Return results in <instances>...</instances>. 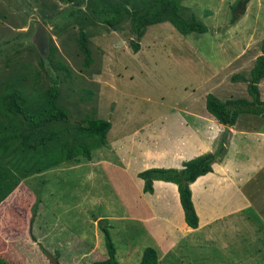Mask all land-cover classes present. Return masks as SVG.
Here are the masks:
<instances>
[{"label":"rangeland","instance_id":"374dc122","mask_svg":"<svg viewBox=\"0 0 264 264\" xmlns=\"http://www.w3.org/2000/svg\"><path fill=\"white\" fill-rule=\"evenodd\" d=\"M123 2L0 0V74L13 68L24 73L21 67H28L38 70L46 85L52 83L41 68L31 41L35 24L41 22L47 28L48 43L51 40L57 47L54 61L64 65L53 73L59 102L68 111L69 120L78 123L89 116L111 124L107 144L92 150L90 160L79 158L78 162L63 163L47 177L34 175L0 204V256L11 264H52L55 254L49 255L47 251H59L61 241H56L53 234L60 224L52 232L54 221L46 201L48 182L59 178L63 181L64 195L75 207L70 208L82 210L81 218L86 213L85 229L89 233L98 229L104 249V236L96 216L125 218L118 223L108 220L109 225L116 227L110 226L109 231L120 264L139 263L136 255L120 253L126 250L127 243L141 254L147 246L160 252L154 241L157 231L148 222L149 209H155L153 217L165 220L159 222L167 233L172 231L181 237V227L176 223L181 216L180 202L175 199L169 208L149 203L148 209L139 199L143 180L137 176L138 172L152 167L170 168L152 165L157 164L158 156L164 158L162 162L173 157L182 167L184 161L213 151L211 146L204 150L209 144L204 145L193 132V125L202 128L198 120L214 118L205 107L208 93L221 101L252 98L248 81L255 58L261 54L264 0H181L206 26L205 32L182 35L169 21H164L147 26L141 37L133 28L131 12L124 10L117 21L113 5L108 8L109 3ZM106 7L107 10L99 12ZM80 29L87 34L91 49L88 64L77 46ZM132 40L139 43L137 51L132 48ZM258 88L263 100L264 79ZM237 125L260 134L264 132V116L243 112ZM224 131L217 135L214 150L221 138L227 137L228 132ZM243 141L242 152L236 150L229 157L235 158L233 163L240 169L237 172L241 176L240 190L246 192L245 197L252 203L239 212L219 215L222 208L218 206L224 198L242 197H232L234 191L230 190L223 192L225 196L198 190L196 202H192L205 224L192 237L166 251L158 264H264V161L255 175L249 170L250 161L255 165L256 160H264V143L260 146L249 135ZM145 165L149 166L144 168ZM37 194L41 201L36 216L32 217ZM133 199H138L139 205H134ZM58 209L67 220L66 213ZM183 214L182 210V222ZM209 216L211 225H207ZM66 236L67 232L61 240ZM98 249L82 256L84 251L88 252V245L74 233L70 245L65 250L61 247L62 254L56 253L58 264H91L102 259Z\"/></svg>","mask_w":264,"mask_h":264},{"label":"trees","instance_id":"16d2710c","mask_svg":"<svg viewBox=\"0 0 264 264\" xmlns=\"http://www.w3.org/2000/svg\"><path fill=\"white\" fill-rule=\"evenodd\" d=\"M123 1L109 3L108 8L113 5L117 21L124 10L131 12L133 28L139 37L144 34L147 26L164 21H169L182 35L207 30L191 9L181 4V0ZM108 8H99V12ZM78 34L77 46L85 64H88L91 61V49L87 34L82 29ZM48 44L47 60L39 54L33 43L32 46L38 54L41 68L50 76L51 84L46 85L41 78L43 75L28 67H21L24 73L13 68L12 73L3 71L4 74H0V204L22 181L66 162H78L79 158L90 160L92 150L107 144L106 135L111 127L108 120L89 116L78 123L69 120L68 111L59 102V88L53 73L57 68L63 69L64 65L54 61L57 49L55 44L51 40ZM131 45L134 51L139 49L137 41L132 40ZM260 51L261 54L255 58L250 70L248 92L251 100L221 101L211 93L206 95V110L218 123L233 126L243 112L264 116V99H260L258 88L259 82L264 79V37ZM4 65L7 66L8 62ZM226 139L223 136L214 151L184 161L181 168L152 167L138 172L137 176L143 180V192L152 193L155 180L176 184L184 220L190 228H197L199 216L192 202L190 184L199 176L211 172L212 164L224 157ZM42 181L45 182L44 179ZM40 201L37 194L32 206V217L36 216ZM97 224L104 236L106 256L91 264H120L116 258L108 219L101 218ZM54 259L56 263L52 261V264H58L56 255ZM0 264L11 262L1 255ZM138 264H158L156 249L145 247Z\"/></svg>","mask_w":264,"mask_h":264},{"label":"crops","instance_id":"0c3cea01","mask_svg":"<svg viewBox=\"0 0 264 264\" xmlns=\"http://www.w3.org/2000/svg\"><path fill=\"white\" fill-rule=\"evenodd\" d=\"M213 120H203L200 121V124L202 126V128L199 130L198 127H196V125L194 126V130L193 132H195L197 135H199L201 137V139L203 140L204 145L205 144H209V146L207 148H205L204 150L213 147V151L215 148V139L217 137V135L219 134V132L223 131V129L225 130L224 132H228L227 134V138H228V143H226V155H224L223 159L221 161H217L214 162L212 164V171L206 173L205 175H201L199 176L194 182H192L190 184V188H191V193H192V200L193 202H196V192L198 190H201L202 192L207 191L209 193L214 192V194H216L215 192H219L222 196H225V194H223V192H227V190L230 191H234L232 194L233 196H241V198L238 199H233L231 198V195H229V198H224V200L222 201V203L220 204L221 207V211L218 212L217 214L219 215H228L231 213H236L241 211L244 207H247L248 204H251V200H247V198L245 197L246 192H241L242 190H240V186L242 185L240 183V178L241 176H238V171L240 169L237 168V166H235V164L233 163V161L235 160V158L233 157H229L231 154H236L235 151L236 150H240L242 152V147L244 146V139L247 137V135H249L253 140H255L258 144H260V146L264 143V132H249L250 130L248 129H240L239 126L237 125V122L233 125V126H227V125H223L221 123H218L216 121L215 118H212ZM180 124H183V121L180 120ZM236 126V128H235ZM229 129V130H228ZM252 130V129H251ZM255 131V130H254ZM209 152V151H208ZM233 155V156H234ZM158 161L157 164H152V165H160V166H166V167H172L175 166L176 168H180L181 166L178 165V161H176V159H174L173 157L171 158L170 161H163L162 160L164 158L161 157V159L159 158V156L157 157ZM175 160V161H174ZM151 161V160H150ZM263 159H259L255 161V165L252 162V164H250L249 162V170L252 172V176L255 175L258 171V169L263 165ZM168 165H166V164ZM59 166H63V164L58 165L56 167ZM149 165H145V167H148ZM56 167L48 169L47 171L43 172L40 175H50L54 172V170L56 169ZM57 175H61L60 173ZM248 180H246L247 182ZM141 182V181H140ZM245 182V183H246ZM63 181L61 178L59 179H52L51 182H48V194L47 195V201H46V205H47V210L50 213V218L54 221V225H52V232H53V228H58L59 224L60 227L58 229L57 232H55L53 234V236L55 237L56 241H61V243H59V251H55L53 253V249L52 252L51 251H47V253L50 254H55L57 253V255L62 254L61 253V247L63 246V249L65 250L67 248L68 245H70L71 243V238L74 235V233L76 234L77 239H82L85 240V242L88 245V252L84 251V253H82V256L85 255H90L93 251L96 252L97 248L99 247V251L101 252V254L99 253V255L103 258L106 255V247L104 249V247L102 246V242H100V233L98 234V229L96 230V228L92 231V232H88L86 231V218L87 215L86 213H84L85 216H83L82 218L79 216L80 213H82V210H74L71 208H75L73 206V203H71V200H68L67 197L64 195L65 191L62 187ZM244 183V185H245ZM26 185L25 184V180L22 181L18 187H22ZM141 187L143 186V183H140ZM243 185V187H244ZM21 189V188H20ZM50 196V197H49ZM218 196V195H217ZM54 198V201H53ZM145 198V199H144ZM140 202L142 201L149 209L151 204H163V207L165 208H169V204L172 206L175 202V199L178 202L179 199V194H178V190H177V185L172 183V182H165L162 180H155L153 182V192L149 193V192H142V194L139 196ZM43 200V199H42ZM148 200V201H147ZM133 204L135 205H139V200L138 199H133ZM139 202V203H138ZM93 204H96V201H94V199L92 200ZM138 203V204H137ZM120 204H123L122 202H120ZM194 205L197 208V205L194 203ZM82 208L84 207L83 205H81ZM181 206V204H180ZM71 207V208H70ZM57 208H60L62 210V212L67 216V220H65V218L62 216V214L60 213L59 209L57 210ZM71 209V210H70ZM153 209H149V213L150 215L148 216V222L149 223H153L155 230L157 231V235L155 236V243L157 244V246H159L161 248V251L158 252L157 250V254H158V259H160V257L168 250H172V247H175L180 241H182L184 238H189L192 237L190 235H192L193 233H196L199 229H201V227L205 224V221H202V217L200 215V211L197 209V214L199 215V224L198 227L195 229L190 228L186 222H182V207L180 210L181 216H178V220H176V223H178V225H180L181 227V233L182 236L181 237H177L176 234H172V231H165V229H163V226L160 224L159 221H165L163 218L159 217V218H155L153 217L154 214ZM177 214V213H176ZM178 215V214H177ZM53 216L55 217V219H58V222H56L53 218ZM101 216V215H100ZM100 216H96V218H102ZM170 216H173V213H170ZM212 216V215H211ZM211 216L208 217V222L207 225H211ZM223 216V217H224ZM183 218H184V214H183ZM110 219H114L115 221L121 222V220H124L125 218L123 216H113L111 218H108V220ZM147 220L144 218V221ZM213 220V219H212ZM111 221V220H110ZM178 221V222H177ZM180 221V222H179ZM52 223V222H51ZM50 223V224H51ZM59 223V224H58ZM73 227V230L70 228V226ZM79 226V227H78ZM112 228H116L115 226L111 225ZM66 228H68L70 231H67ZM122 228V226H121ZM120 229V228H118ZM91 231V230H90ZM67 232V236L65 240H61V236L62 234ZM88 232V233H87ZM171 237H170V234ZM79 237V238H78ZM172 238V239H171ZM88 239V240H86ZM195 242V240H194ZM191 243V241H190ZM105 245V244H104ZM115 245V244H114ZM100 246H102V248H100ZM129 243H127V246L125 247V251L120 252L123 256H129V255H136L137 258H140L141 255L139 256V252H136L135 250V246H133ZM116 248V245H115ZM143 251V249H142ZM117 248H116V255H117ZM141 254V252H140ZM85 257L83 259H85ZM82 259V260H83ZM81 260V261H82ZM159 261V260H158Z\"/></svg>","mask_w":264,"mask_h":264},{"label":"water","instance_id":"95a60500","mask_svg":"<svg viewBox=\"0 0 264 264\" xmlns=\"http://www.w3.org/2000/svg\"><path fill=\"white\" fill-rule=\"evenodd\" d=\"M32 43L35 45L39 54L46 60L48 55V32L46 26L37 22L35 24V32L31 37ZM52 261L56 263L55 259L52 258Z\"/></svg>","mask_w":264,"mask_h":264}]
</instances>
